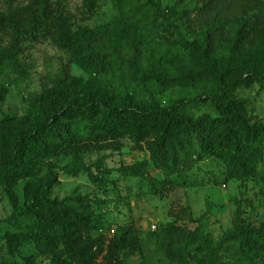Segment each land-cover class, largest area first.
<instances>
[{"label": "trees", "instance_id": "obj_1", "mask_svg": "<svg viewBox=\"0 0 264 264\" xmlns=\"http://www.w3.org/2000/svg\"><path fill=\"white\" fill-rule=\"evenodd\" d=\"M146 1L159 9L155 1ZM200 2L195 14L201 19L197 37L184 39L178 25L170 23V27L178 35L175 48L192 54L199 66L198 71H187L181 78L194 85L203 81L210 87L203 95L178 98L167 105L155 99L140 101L132 93L118 92L100 81L111 69L110 54L131 38L125 30V19L129 18L126 25L132 29L140 23L138 10H128L120 17L121 24L75 27L64 21L58 23L54 42L70 52L73 63L87 78L74 75L58 79L29 100L24 115L0 117V189L11 204L8 221L13 227L3 239L8 252L19 255L22 264H37L19 249L28 243L53 264H124L120 257L123 250L132 254L137 249L138 238L132 227L123 226L118 235L109 238L94 236L93 211L83 205L80 197H53L57 174L51 159L59 155L118 150L123 139L142 143L149 160L122 164L118 171L125 177L147 179V193L160 197L176 184L172 176L190 170L204 158L222 162L226 180L259 175V166L264 162V123L252 120L247 114V101L234 93L253 84L264 86V48L245 45L247 33L225 27L231 17L226 0ZM259 4L257 18L249 30L253 37L264 39V0ZM217 6L220 9L208 13ZM171 13L180 15L181 11L173 8ZM186 14L183 11L181 16ZM54 16L50 0H37L33 10L18 8L0 15V28L10 27L20 35L32 34L48 27ZM223 31L229 50L224 63L212 50L215 32L222 37ZM3 65L23 71L17 47H0V68ZM130 72L138 83L152 81L162 88L178 79L160 63L143 68L134 62ZM5 95L6 90L0 88V102ZM197 103L211 105L214 114L194 116L187 107ZM80 124L85 133L78 131ZM149 163L162 175L161 179L150 175ZM83 170L95 178L88 167L66 168L65 172L77 175ZM20 182H24L22 194L18 191ZM179 231L175 224L161 229L163 236L172 238L178 237ZM231 240L237 244L238 256L253 261L264 255V222L252 227L237 221L233 231L215 246L197 231L187 232L181 236L180 258L190 244L199 242L209 252V258L198 259L195 264H218V249Z\"/></svg>", "mask_w": 264, "mask_h": 264}, {"label": "rangeland", "instance_id": "obj_2", "mask_svg": "<svg viewBox=\"0 0 264 264\" xmlns=\"http://www.w3.org/2000/svg\"><path fill=\"white\" fill-rule=\"evenodd\" d=\"M50 0L55 10L54 20L46 28L35 33L20 35L10 27L0 28V47L15 46L23 71L3 65L0 68V88L6 90L0 102V117L4 115L22 116L27 112L29 100L58 79L70 76L87 75L71 59L70 52L60 48L53 40L58 23L64 21L72 26L94 27L101 24H121L120 17L128 10L141 13V21L132 29L126 23L125 30L130 39L121 42L116 52L110 54L112 63L109 73L100 78L118 92L132 93L138 100L150 102L157 100L167 105L178 98H193L203 95L209 85L181 78L187 71H198L192 54L175 48L178 35L171 30L170 23L178 25L182 37L192 40L198 36L201 19L196 17L200 0ZM231 9L227 26L232 31L247 33L245 45L264 48V39H257L249 30L257 18L259 0H226ZM37 0H0V15L8 14L18 8L35 9ZM186 11V16L173 15L172 9ZM220 6L208 12L213 14ZM212 50L215 57L226 62L229 54L225 32L222 37L215 32ZM220 37V38H219ZM219 38V39H218ZM138 62L143 68L161 64L178 79L175 83L160 87L152 81L138 83L132 78L130 68ZM235 97L244 98L248 104L247 114L252 120L264 123V86L257 84L249 88L235 90ZM194 116L203 112L214 114L207 103L188 106ZM82 124L80 133H85ZM149 160L144 145L122 140L118 150L98 149L77 155H59L51 160L57 174L53 197L79 198L83 205L93 211L96 229L92 235L106 238L118 235L123 226L132 227L138 238L137 249L129 254L123 250L120 257L124 264H195L198 259L209 258V252L202 244L189 245L182 259L179 244L181 236L197 231L211 240L215 246L223 236L233 231L237 221L252 227L264 222V162L259 166V175L241 180L225 178L222 162L204 158L195 162L190 170L172 176L174 187L164 196L147 193L148 181L145 178L125 177L118 171L122 164ZM74 167H88L94 179L84 170L77 175L65 172ZM149 173L158 179L162 175L148 166ZM24 182L18 185L22 194ZM12 207L7 196L0 189V264H22L19 255L8 252L3 235L13 229L8 221ZM170 224L179 226L178 237L163 236L161 229ZM236 242H225L218 249L215 261L218 264H264V255L245 261L236 252ZM22 255L33 257L37 264H53L43 256L34 244L28 243L19 248Z\"/></svg>", "mask_w": 264, "mask_h": 264}]
</instances>
